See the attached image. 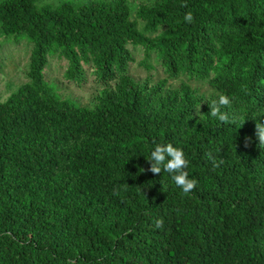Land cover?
<instances>
[{"label":"trees","instance_id":"obj_1","mask_svg":"<svg viewBox=\"0 0 264 264\" xmlns=\"http://www.w3.org/2000/svg\"><path fill=\"white\" fill-rule=\"evenodd\" d=\"M145 1L0 0V38L32 46L0 103V264H264V0ZM130 46L166 78L135 80ZM50 59L77 84L92 72V105L48 83ZM183 77L212 94L169 86ZM219 94L228 123L209 114ZM169 143L188 194L148 171Z\"/></svg>","mask_w":264,"mask_h":264},{"label":"rangeland","instance_id":"obj_2","mask_svg":"<svg viewBox=\"0 0 264 264\" xmlns=\"http://www.w3.org/2000/svg\"><path fill=\"white\" fill-rule=\"evenodd\" d=\"M49 5L58 6L59 3L72 0H45ZM98 2L109 0H95ZM136 7L145 0H131ZM136 15V13H135ZM142 28V24L140 25ZM23 38V37H19ZM7 39H16L15 37H8ZM18 39V38H17ZM24 39V38H23ZM32 46L30 43L22 40L16 42L14 40H4L0 38V103L7 102V100L17 90L25 85L29 69V58ZM129 50L132 52L134 62L130 65V75L137 81L146 82L150 80L151 84L162 81L166 78L162 67L156 61L154 56L146 60L144 50L141 48L134 49L130 46ZM67 68V62L59 59H50L49 66L45 72L48 83L54 82L57 84L58 93L63 99L72 100L81 106L92 105L94 99L102 90L101 85L96 83L95 77L91 71L86 74L87 80L82 84H77L65 79L64 74ZM149 69V70H148ZM182 83H188L194 89H199L200 93L209 97L212 92L208 89L205 83L194 82L183 77L181 80L169 83L170 87L177 89ZM56 89L55 84H50Z\"/></svg>","mask_w":264,"mask_h":264},{"label":"clouds","instance_id":"obj_3","mask_svg":"<svg viewBox=\"0 0 264 264\" xmlns=\"http://www.w3.org/2000/svg\"><path fill=\"white\" fill-rule=\"evenodd\" d=\"M193 19L191 11H188L184 15V21L187 23H192ZM230 105V98L224 94H219L217 99L211 101L209 114L211 117L216 118L222 123H228V113L222 109L229 107ZM256 137L259 144L264 145V125H261L260 123L256 124ZM248 143L249 139L246 138L244 146L247 147ZM205 155L212 162L214 168L223 164V160L217 161L212 153L209 152ZM150 156L151 167L148 171L153 174H160L163 168V171L172 174V180L182 189L184 194H188L196 187L197 181L195 179H190L187 171H185L189 162L185 158V154L182 149L174 147L171 143L166 145L157 144ZM155 224L157 228L161 227L163 224L162 219L156 220Z\"/></svg>","mask_w":264,"mask_h":264}]
</instances>
